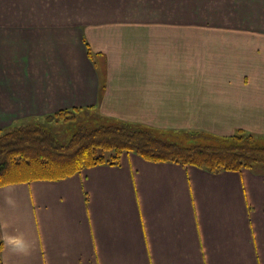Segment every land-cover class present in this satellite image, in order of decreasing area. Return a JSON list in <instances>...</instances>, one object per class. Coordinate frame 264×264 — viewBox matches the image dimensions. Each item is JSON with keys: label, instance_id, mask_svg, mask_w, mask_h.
Segmentation results:
<instances>
[{"label": "crops", "instance_id": "crops-1", "mask_svg": "<svg viewBox=\"0 0 264 264\" xmlns=\"http://www.w3.org/2000/svg\"><path fill=\"white\" fill-rule=\"evenodd\" d=\"M74 108L264 142V0H0V131ZM0 224L8 264H264V165L123 152L1 184Z\"/></svg>", "mask_w": 264, "mask_h": 264}, {"label": "trees", "instance_id": "trees-1", "mask_svg": "<svg viewBox=\"0 0 264 264\" xmlns=\"http://www.w3.org/2000/svg\"><path fill=\"white\" fill-rule=\"evenodd\" d=\"M75 111L61 110L43 120L0 131V185L57 179L96 164H115L123 152H134L147 160L191 164L211 171L239 170L256 163L264 165V142L243 131L228 136L190 131L188 135L201 141L186 144L174 140L170 131L94 117L96 125L87 128L80 124L69 140L61 143L48 131L46 123L56 115ZM76 116L66 115L70 119Z\"/></svg>", "mask_w": 264, "mask_h": 264}, {"label": "rangeland", "instance_id": "rangeland-1", "mask_svg": "<svg viewBox=\"0 0 264 264\" xmlns=\"http://www.w3.org/2000/svg\"><path fill=\"white\" fill-rule=\"evenodd\" d=\"M85 111L86 112L76 110L75 113L65 112L63 114H60L59 117L56 115L52 119H49V121L46 123V125H47L46 128L48 129V131L50 133H52L53 135H55L57 137L59 142L66 143L69 140L72 133H74L79 128L80 124H83L87 128L91 127L92 125L94 126L97 124V122H95V120L99 116L94 111H91V110H88V111L85 110ZM71 113L77 114V116L74 119H70V118L66 117L67 114H71ZM94 117H96V118H94ZM45 120H48V119H45ZM188 134L189 133H186V132H176V133H173L172 137L175 136L174 140H176V141L180 140L182 143L184 142L186 144L201 141V139L194 138V137H192V135H188Z\"/></svg>", "mask_w": 264, "mask_h": 264}, {"label": "clouds", "instance_id": "clouds-1", "mask_svg": "<svg viewBox=\"0 0 264 264\" xmlns=\"http://www.w3.org/2000/svg\"><path fill=\"white\" fill-rule=\"evenodd\" d=\"M8 203L12 204L14 201L11 197H5ZM5 225L0 224V228H3ZM0 239H3V247L6 249H10L13 253L28 255L30 254L32 245L29 244L20 234H11L8 233L7 236L0 235ZM0 264H8L7 259L4 257H0Z\"/></svg>", "mask_w": 264, "mask_h": 264}]
</instances>
